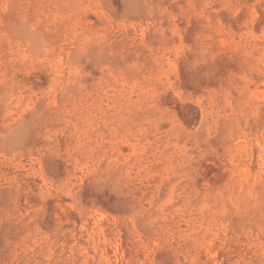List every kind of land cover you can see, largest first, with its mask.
<instances>
[{"label": "rangeland", "instance_id": "1", "mask_svg": "<svg viewBox=\"0 0 264 264\" xmlns=\"http://www.w3.org/2000/svg\"><path fill=\"white\" fill-rule=\"evenodd\" d=\"M0 264H264V0H0Z\"/></svg>", "mask_w": 264, "mask_h": 264}]
</instances>
